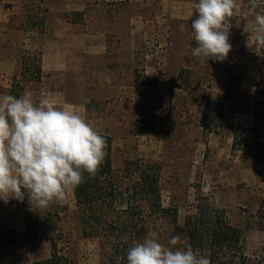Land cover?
I'll return each mask as SVG.
<instances>
[{"label":"rangeland","instance_id":"374dc122","mask_svg":"<svg viewBox=\"0 0 264 264\" xmlns=\"http://www.w3.org/2000/svg\"><path fill=\"white\" fill-rule=\"evenodd\" d=\"M255 3L257 11L264 14V0ZM248 19L238 12L231 18L232 51L223 62L196 58L192 55L196 45L186 46V40L164 33L160 49H142L149 60L137 64L136 72L140 73L136 77L140 76L139 82L146 87H132L125 102H116L107 88L99 87L96 76H88L83 87H76L70 79L61 93L48 94L41 82L18 84L19 97L30 90L37 102L48 101L58 107L83 105L81 115L99 134L112 140L114 176L121 192L126 188L139 187L138 193L143 190L140 175L129 162L160 165L162 209H148L141 202L144 195H137L134 202L138 210H144L141 217L149 224L134 242L155 230L164 244L179 235L181 246H188L185 222L196 212L201 195L227 210L232 224L242 227L264 200V159H257L264 144V48L257 46L254 35L244 31ZM0 47L4 54L14 55V0H0ZM155 54L163 60L155 61L151 57ZM186 54L189 59L181 64L164 61L165 56ZM37 64L29 56L20 66L19 82H26L22 72L36 76ZM210 101L215 113L204 120ZM204 125L213 129L208 131ZM150 126L154 131L145 133ZM76 210L73 191L67 193L65 201L40 210L41 218L50 212L61 217L65 234L60 254L72 264H127L122 250L115 252L113 245L103 244L101 238L84 236ZM26 229L25 209L18 208L17 200L7 204L0 200V247L4 249L0 264H44L51 258L50 242L35 238L32 231L25 234ZM262 243L260 232H245L248 255L258 252Z\"/></svg>","mask_w":264,"mask_h":264},{"label":"clouds","instance_id":"9594fccd","mask_svg":"<svg viewBox=\"0 0 264 264\" xmlns=\"http://www.w3.org/2000/svg\"><path fill=\"white\" fill-rule=\"evenodd\" d=\"M192 7L197 14L190 24L197 45L192 55L225 61L232 51L230 21L240 8L238 0H197ZM257 7L253 0L244 13L249 18L244 31L264 48V14ZM185 30L181 24L179 31ZM82 108L37 102L30 90L20 97H0V200L27 199L30 210H44L65 201L84 182L85 173L97 174L107 155V139L81 115ZM180 242L176 235L164 244L151 230L127 249V264H211L199 249Z\"/></svg>","mask_w":264,"mask_h":264},{"label":"crops","instance_id":"0c3cea01","mask_svg":"<svg viewBox=\"0 0 264 264\" xmlns=\"http://www.w3.org/2000/svg\"><path fill=\"white\" fill-rule=\"evenodd\" d=\"M195 2L14 0V55L4 54L0 47V97L11 95L12 90L19 97L16 89L20 66L29 56H37L41 61L40 82L48 94L63 92L70 79L75 80L76 87H83L88 76H96L99 87L107 88L116 102L119 99L125 102L132 87H146L134 83L140 73L136 72L137 64L149 60L143 53L144 47L160 49L163 35L168 32L176 40H186V46L196 45L190 26L197 16L192 7ZM238 3L240 8L234 14L245 16L251 1L238 0ZM181 24L185 25L186 36L179 31ZM151 57L163 60L157 54ZM166 59L181 64L189 56L172 55L165 56ZM25 80L21 85L36 82L30 75ZM3 250L1 246L0 256Z\"/></svg>","mask_w":264,"mask_h":264},{"label":"trees","instance_id":"16d2710c","mask_svg":"<svg viewBox=\"0 0 264 264\" xmlns=\"http://www.w3.org/2000/svg\"><path fill=\"white\" fill-rule=\"evenodd\" d=\"M34 61L38 64L34 74L36 76L32 79L40 82L41 61L37 56H34ZM21 74L24 79L27 77L23 72ZM135 84L146 86L144 82H139L137 77ZM11 95H14L13 90ZM213 105L211 101L207 103L202 115L204 120L215 113L212 111ZM219 107L222 110L221 104ZM204 129L211 131L213 128L204 125ZM153 131L154 127L150 126L145 133ZM104 137L107 139V155L100 170L93 177L85 173L84 182L73 190L77 207L75 214L76 219H80L82 223V232L86 238H101L103 244L113 245L115 252L122 250L126 255L127 249L133 245L137 237L144 234L149 224L141 217L144 210H138L134 202L137 195H144L141 202L145 203L148 209H162L161 169L158 163L143 160L129 162L128 166L135 168L136 173H139L141 183L139 186H142L143 190L138 193L136 189L139 187L133 190L126 188L124 193L121 192L114 176L113 143L108 136ZM261 146L263 152L257 159L263 161L264 144ZM237 147L235 141L234 148ZM17 206L25 209L27 224L25 234L32 231L35 238L41 237L50 242L52 256L44 264H72L70 259L61 255L59 251L60 242L63 241L65 234L60 215H52L50 212L41 218V211L30 210L27 199L24 202L17 201ZM246 231H258L263 235L262 247L251 256L245 251ZM184 232L188 238V245L193 249H199L202 255L210 258L211 264H264V200L261 201L256 214L248 215L245 226L242 227L232 224L227 210L217 208L208 197L201 195L196 212L185 222Z\"/></svg>","mask_w":264,"mask_h":264}]
</instances>
